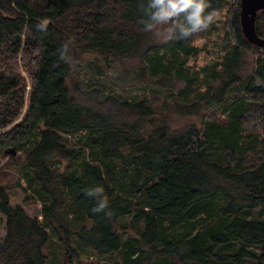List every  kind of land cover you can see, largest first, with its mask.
I'll return each instance as SVG.
<instances>
[{
    "label": "trees",
    "instance_id": "obj_1",
    "mask_svg": "<svg viewBox=\"0 0 264 264\" xmlns=\"http://www.w3.org/2000/svg\"><path fill=\"white\" fill-rule=\"evenodd\" d=\"M239 2L208 0L224 53L194 69L213 23L168 39L145 30L149 0H0V148L40 206L11 203L0 174V264L262 263L264 48Z\"/></svg>",
    "mask_w": 264,
    "mask_h": 264
},
{
    "label": "clouds",
    "instance_id": "obj_2",
    "mask_svg": "<svg viewBox=\"0 0 264 264\" xmlns=\"http://www.w3.org/2000/svg\"><path fill=\"white\" fill-rule=\"evenodd\" d=\"M209 7L208 0H149L146 9L155 10L151 11V17H147L142 23L145 25V30L148 31L153 29L152 22L154 21H170L167 26L176 34L167 38H186L194 33L206 30L218 18V13L215 11L206 13V9ZM46 26L47 21H42L37 25L42 29ZM64 51H67L66 46ZM61 58L66 59L64 52L61 53ZM102 193L103 189L100 187L86 193L88 196L98 198L97 204L92 208L94 213L102 212L108 207V200ZM105 215L110 216V211L106 212Z\"/></svg>",
    "mask_w": 264,
    "mask_h": 264
},
{
    "label": "rangeland",
    "instance_id": "obj_3",
    "mask_svg": "<svg viewBox=\"0 0 264 264\" xmlns=\"http://www.w3.org/2000/svg\"><path fill=\"white\" fill-rule=\"evenodd\" d=\"M225 10L222 9L217 11L218 13V18L214 20L213 22V27L214 29H211L210 32L206 33L205 35H202V37H197L194 40V44L199 47V52L195 57L190 58V66L194 69H198L199 67H204V65L210 66L212 65L216 60H219L221 58V55L224 53V47L222 43V38H223V22L225 18ZM168 23L170 24L169 21L161 20L160 21V29L161 30H166L168 29L167 25ZM166 27V28H165ZM86 73V72H85ZM117 92H120L123 95H130L134 94L136 91L135 88L131 90H121L117 89ZM137 98H142V95L137 97ZM25 107L22 110V113L24 112ZM22 115V114H21ZM21 119V116L18 117V119L14 122H18ZM12 126L9 125L7 128H3L2 131L9 129ZM10 148H13L10 146ZM3 151L2 148H0V174H1V179L3 182L9 184L7 189L11 195V203H21L26 211L29 214L33 215H38L40 212V206L39 204L35 203H26L23 201L24 193L20 189L19 186L14 185V180L16 177H19V171H18V163L21 161L23 155L21 151H18L15 153V157L11 158L7 162V157L2 156ZM7 162V164H5ZM17 170V176H15L16 172L13 170ZM15 173V174H14ZM16 181V180H15ZM24 185V184H22ZM4 230L1 229L0 233L3 234Z\"/></svg>",
    "mask_w": 264,
    "mask_h": 264
},
{
    "label": "water",
    "instance_id": "obj_4",
    "mask_svg": "<svg viewBox=\"0 0 264 264\" xmlns=\"http://www.w3.org/2000/svg\"><path fill=\"white\" fill-rule=\"evenodd\" d=\"M240 24L243 36L250 43L259 47H264V37L260 36L256 31V14L258 10L264 8V0H240ZM10 152L15 154L14 148ZM261 264H264V254Z\"/></svg>",
    "mask_w": 264,
    "mask_h": 264
},
{
    "label": "bare ground",
    "instance_id": "obj_5",
    "mask_svg": "<svg viewBox=\"0 0 264 264\" xmlns=\"http://www.w3.org/2000/svg\"><path fill=\"white\" fill-rule=\"evenodd\" d=\"M262 9H264V8H262ZM262 9H260V10H262ZM259 11V10H258ZM240 15V14H239ZM258 27V26H257ZM264 48V47H263ZM10 150H11V148H8L7 150H6V153L7 154H11V155H14V154H12L11 152H10ZM16 151V150H15ZM3 156V155H2ZM66 161V160H65ZM56 168V167H55ZM66 172V171H65ZM258 215V214H257ZM49 232V231H48ZM52 250V249H51Z\"/></svg>",
    "mask_w": 264,
    "mask_h": 264
}]
</instances>
